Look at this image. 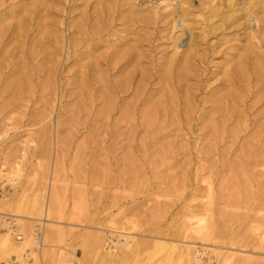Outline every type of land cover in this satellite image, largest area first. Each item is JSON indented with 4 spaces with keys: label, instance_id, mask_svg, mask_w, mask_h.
Masks as SVG:
<instances>
[{
    "label": "rangeland",
    "instance_id": "374dc122",
    "mask_svg": "<svg viewBox=\"0 0 264 264\" xmlns=\"http://www.w3.org/2000/svg\"><path fill=\"white\" fill-rule=\"evenodd\" d=\"M162 1L0 0V26L22 23L34 37L27 51L38 40L48 42L37 48L40 58L19 66L21 53L14 58L11 52L17 40L0 54V186L6 190L0 196V264H264L259 189L241 180L234 185L235 161L215 171L214 134L204 127L212 114L199 122L194 114V130L183 126L182 112L170 114L177 120L161 132H134L126 123L113 127L120 110L103 117L101 99L90 108L72 84L77 65L112 48L144 53L140 67L160 64L164 74L171 68L183 74L191 54L198 61L206 52L212 70L225 69L234 47L264 40V0H178L160 7ZM180 17L185 26L176 31L172 25ZM90 43L99 46L90 49ZM74 45L86 50L78 62L70 57ZM216 77L199 97L210 96ZM97 118L105 127L94 126ZM243 139L233 146L235 154L245 152ZM228 156L235 160L234 153ZM223 197L234 203L221 205ZM76 249L78 257L70 253Z\"/></svg>",
    "mask_w": 264,
    "mask_h": 264
},
{
    "label": "bare ground",
    "instance_id": "6f19581e",
    "mask_svg": "<svg viewBox=\"0 0 264 264\" xmlns=\"http://www.w3.org/2000/svg\"><path fill=\"white\" fill-rule=\"evenodd\" d=\"M176 1L178 0H163L162 5H159L160 7L169 4L171 5ZM246 1L250 3L249 0ZM172 8L177 9L175 6H169V8L167 9L173 10ZM184 26V19H182L181 17L178 18L177 21L174 20L172 25L173 29H176V31H180ZM15 29H17L18 31L14 32ZM191 33L193 36L196 34L193 32ZM175 38L178 41L180 40L181 35H175ZM33 39L34 37H30L28 33H26V29L24 28L22 23H19L17 25H2L0 26V54H7L5 47L14 40H17L18 45L14 47L11 52H13L12 54L14 55L12 56H14V58H16V56L18 55L17 53H21L18 56V66L21 63L26 64V61L28 59L34 60L40 58L41 52L38 51L37 48H40V45L42 44H48V42L38 40V42L35 43V46L30 51H27L25 45L27 44V42L33 41ZM97 46H99V43L89 44L90 49L96 48ZM81 49L82 47H80L79 45H74V47L72 48L73 54L70 53V57L73 58V61L78 62L80 58H82L80 54H84L86 52V50ZM233 49L235 52H231L232 55L229 57L226 56V58L224 59L225 64L228 65L225 69H223V65L220 64L216 66V69L212 70L210 66L211 62L208 63L204 59L206 56H208V54L204 52L203 54L198 55V61H196V59L194 58L195 54H191L187 57V59L190 58L194 61L190 59L189 61H185L183 74L180 72L175 73L172 68L167 70V72L164 74L162 65L160 64L157 65L158 67H155L156 65L148 68L140 67V59L144 56V53H142L141 51L135 52L129 49L127 51H122L120 54V50H118L117 48H112L107 53H103L99 56L93 57L92 61L77 65V70L72 74V76L76 77V79H74L72 84L79 88V91L76 93L77 96L86 99L85 103L88 104L90 108H93L95 106V103L99 104V101L96 100L97 98L101 99V103L103 104V106L99 110V113L102 116L107 113H109L108 115L110 116L112 111L120 110V116L115 121H113V127L118 128L121 123H126V127L133 129L134 132L141 128H144L146 130L154 128L157 129V131L161 132L163 131V129L171 126L173 122L177 120H170V114L179 116L183 112V114L187 117V119H185L184 121L183 126L188 127L187 129L193 128L195 126V122H199L201 119H204L208 115L212 114L213 116L211 120L207 122L204 127L206 129H211L214 134L212 138L213 143L211 144V146L213 147V149H217L218 153L215 151L214 152L219 155L218 159L216 158L217 156L215 157L217 159V161H215L216 164L214 163V165L216 166L215 171L218 173L220 171V166L226 167L230 165L231 161H235V165H230L231 170H233L232 172H234V185H236L237 180H241L242 182L244 181L242 184L244 186L246 184H248V186L250 185L249 188L256 184L255 187H257L259 191L257 192L256 190L257 193H255L254 189V193L256 195L254 193L251 194L255 195V198L259 202V205H263L264 40L261 42H257L256 44L250 43L249 45H240L234 47ZM241 49L244 50L241 51ZM211 52L215 53V49ZM222 53L225 52L222 51ZM134 59H138V61L137 64L135 62V64L133 65ZM39 61L37 62V64L39 63ZM131 65L132 68L130 70H127V68ZM193 70L196 72L190 74L189 72ZM119 73H121L120 77ZM216 76H218V78ZM194 77L196 79V82L193 84H188L187 81L194 79ZM214 77H216L217 80L211 84L209 83V90L206 93L210 96L208 98L205 95L199 97L198 91L202 92V90L207 87L205 83ZM154 80H158V86H154L152 84ZM183 86L186 87L183 88ZM194 89L197 90V92ZM157 95L159 96L157 97ZM128 96H130L131 98L129 101H126ZM201 105L202 109L200 107ZM141 106H143L144 108L139 109V107ZM194 114H197V116L194 120L195 122H192ZM109 116H107V118ZM100 120L101 119L97 118V123L95 121L94 126H96V124H100L104 125L105 127L106 122L101 120V123H98ZM235 120H237V128L230 129L229 127L231 123H233ZM254 130L255 132L249 135V133ZM152 131H150V133ZM242 132H246V138L244 139L243 136L241 137ZM112 135L113 137H116V133L115 135L111 134L110 137ZM229 138H231V145L228 146V148L219 150V147L221 145L220 143L226 144V141ZM240 139H243V144L242 142L239 143L242 144L240 147L242 149L245 146L247 147L245 148V152L240 151L239 154H235V149H233V146L238 142V140L241 141ZM151 144L152 143H150L149 145ZM129 147L131 148V146ZM185 148H183V150H185ZM203 151L206 150L203 149ZM233 153L235 155V160H231V157L228 156L232 155ZM204 154L206 156L208 153ZM131 158L133 159L134 157ZM209 159L205 160L208 161ZM203 165L200 172H204V170L206 169ZM209 167V171L214 170L212 168V165ZM208 184L209 186L207 185V188L208 190H211L213 188L212 184L210 182ZM210 190L208 193H211ZM221 199V205H224L225 207H230L234 203L233 200L225 201L226 199L224 197ZM200 221H203V219H201ZM193 224L194 223L190 220V225L192 226ZM196 228L197 227H193V229H195L196 231L201 230L199 228Z\"/></svg>",
    "mask_w": 264,
    "mask_h": 264
},
{
    "label": "built area",
    "instance_id": "2783aa9c",
    "mask_svg": "<svg viewBox=\"0 0 264 264\" xmlns=\"http://www.w3.org/2000/svg\"><path fill=\"white\" fill-rule=\"evenodd\" d=\"M151 1L154 2V3L161 2V0H151ZM5 191H6L5 188H3V187L0 186V196L1 195H4Z\"/></svg>",
    "mask_w": 264,
    "mask_h": 264
},
{
    "label": "crops",
    "instance_id": "0c3cea01",
    "mask_svg": "<svg viewBox=\"0 0 264 264\" xmlns=\"http://www.w3.org/2000/svg\"><path fill=\"white\" fill-rule=\"evenodd\" d=\"M70 253L73 254V255L75 254V255L78 257V255H79V250L76 249V251H71ZM54 264H59V259H58V260H55ZM75 264H76V263H75Z\"/></svg>",
    "mask_w": 264,
    "mask_h": 264
}]
</instances>
